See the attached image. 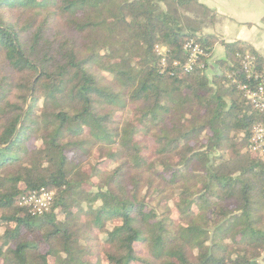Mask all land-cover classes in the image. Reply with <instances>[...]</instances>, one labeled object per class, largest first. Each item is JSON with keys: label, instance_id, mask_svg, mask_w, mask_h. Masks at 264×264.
<instances>
[{"label": "trees", "instance_id": "obj_1", "mask_svg": "<svg viewBox=\"0 0 264 264\" xmlns=\"http://www.w3.org/2000/svg\"><path fill=\"white\" fill-rule=\"evenodd\" d=\"M213 19L197 0H0V264H264V112L238 88L264 59L201 34ZM188 37L205 55L185 72Z\"/></svg>", "mask_w": 264, "mask_h": 264}, {"label": "crops", "instance_id": "obj_2", "mask_svg": "<svg viewBox=\"0 0 264 264\" xmlns=\"http://www.w3.org/2000/svg\"><path fill=\"white\" fill-rule=\"evenodd\" d=\"M214 19L202 26L201 34H212L224 43L238 42L264 59V0H197ZM208 58L207 76L220 73L216 63L225 59L224 46L217 42Z\"/></svg>", "mask_w": 264, "mask_h": 264}, {"label": "built area", "instance_id": "obj_3", "mask_svg": "<svg viewBox=\"0 0 264 264\" xmlns=\"http://www.w3.org/2000/svg\"><path fill=\"white\" fill-rule=\"evenodd\" d=\"M158 53L166 54L165 47H158ZM182 51L185 54L183 70L191 71L196 65L202 66L200 58L205 55L203 46L193 37H188L183 45ZM253 56L246 54L241 63L245 72L251 77L254 85L239 84L238 88L242 90L243 96L250 105L259 112H264V66L262 71L253 70ZM247 149L264 158V122L255 123L252 126L251 137ZM52 201V192L44 189L32 191L22 199V203L31 208L32 214H41L47 210Z\"/></svg>", "mask_w": 264, "mask_h": 264}, {"label": "rangeland", "instance_id": "obj_4", "mask_svg": "<svg viewBox=\"0 0 264 264\" xmlns=\"http://www.w3.org/2000/svg\"><path fill=\"white\" fill-rule=\"evenodd\" d=\"M179 13H181L183 17H189L191 20H196L197 18H200L201 9L194 4H191L186 10L179 9Z\"/></svg>", "mask_w": 264, "mask_h": 264}]
</instances>
